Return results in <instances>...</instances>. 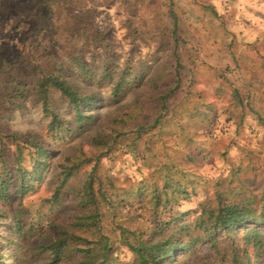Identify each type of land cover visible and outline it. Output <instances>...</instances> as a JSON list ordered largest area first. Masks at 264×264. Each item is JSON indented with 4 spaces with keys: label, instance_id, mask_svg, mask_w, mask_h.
<instances>
[{
    "label": "rangeland",
    "instance_id": "rangeland-1",
    "mask_svg": "<svg viewBox=\"0 0 264 264\" xmlns=\"http://www.w3.org/2000/svg\"><path fill=\"white\" fill-rule=\"evenodd\" d=\"M54 68L92 120L77 121L59 93L44 107L36 85ZM49 113L62 120L54 133ZM0 124L23 137L28 184L20 195L5 140V264H81L78 250L105 240L107 264H137L131 248L172 235L202 238L176 264H264V224L195 227L219 205L264 210V0H0ZM36 146L44 172L33 169ZM91 214L99 226L78 228Z\"/></svg>",
    "mask_w": 264,
    "mask_h": 264
},
{
    "label": "trees",
    "instance_id": "trees-1",
    "mask_svg": "<svg viewBox=\"0 0 264 264\" xmlns=\"http://www.w3.org/2000/svg\"><path fill=\"white\" fill-rule=\"evenodd\" d=\"M176 23V22H175ZM177 26H174V31H176ZM175 34V32H174ZM177 33L175 34V36ZM97 41V40H96ZM104 49H106L104 47ZM105 67H108L105 65ZM78 69L82 70L83 75L86 77H89L91 70L89 67L83 63L78 61ZM64 73V70L62 68H54L52 69L47 75H44L40 81L37 83V94L39 96V99L42 101L44 107L46 108L50 93H59L63 98L67 99L69 103L77 109V121H84V120H92L93 116H89L86 114H83L80 112V107L85 104L84 97L79 95L77 90L67 81V79L62 75ZM128 75V73H122L120 77L118 78V81L114 83V94L117 95L119 93L120 89L123 87L125 83V77ZM48 112V110H47ZM51 114L52 120L50 121L49 125L47 126L48 132L54 133V130L56 128H59L62 124V120L54 115ZM5 140H9L16 148V159H15V165L18 167V174H19V180L21 181V184L18 186V191L20 195L25 194L27 191L26 188H28V184L25 185L27 172L25 169L22 168L21 164L24 159V146H23V137L14 133H7L5 128L0 124V145ZM39 146H36L35 148H38ZM0 158L3 156L2 146H0ZM41 148H38V154L34 164L33 169L38 172L40 169V172H44V162L42 160L41 155ZM39 172V173H40ZM9 183L4 181V178L0 175V200L6 201L7 200V191L9 188ZM158 198V196H157ZM264 208V204H263ZM204 215H207L206 220H201L198 222V224L195 226L197 229H201L205 234L206 233H212L213 231L216 233L218 230H225L227 234H231L232 231L236 229L242 228L243 225H262L264 224V210L261 215L257 216L255 212L247 209L246 206H237V205H230V206H218L216 210L214 211H207L204 210ZM81 216L78 218V228H83L85 226H88L89 228H97L99 226V215L98 214H91V215ZM90 222L88 225L87 222ZM191 224H184L183 226H180L178 228V234H186L188 235L191 231L190 229ZM248 230L247 232H250L249 234L254 237V240L256 244L259 245V230H257L256 227H246ZM202 238L198 236L194 241L184 244L183 238L176 239L173 238V235L170 237L169 241L162 244H152V245H145L143 243H138L136 248H131L132 252L137 257V264H176L177 260V252L180 247H184L183 250L185 252L189 253L193 247L201 241ZM83 241L85 243H88V241H84L80 238H78V242ZM171 241V242H170ZM100 242V241H99ZM175 246V249L165 251V246L167 244H172ZM58 245V244H57ZM58 246L60 247H68L65 242H61ZM154 247H160L159 252L153 253L152 248ZM56 258L58 257L59 253H57V250L53 249ZM108 242L105 240V243H101L99 245V249L97 252H95L93 249H87V250H78V252L83 253V262L81 264H107L108 261ZM2 247L0 244V264H5L4 256L1 253ZM98 261V262H97Z\"/></svg>",
    "mask_w": 264,
    "mask_h": 264
}]
</instances>
